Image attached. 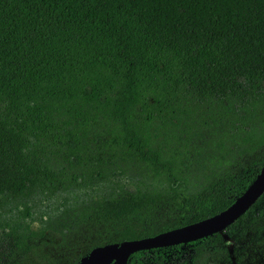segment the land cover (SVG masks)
Returning <instances> with one entry per match:
<instances>
[{"label": "trees", "instance_id": "trees-1", "mask_svg": "<svg viewBox=\"0 0 264 264\" xmlns=\"http://www.w3.org/2000/svg\"><path fill=\"white\" fill-rule=\"evenodd\" d=\"M263 165L264 0H0V264L81 227L97 230L73 264L207 219ZM262 245L264 193L222 233L127 264Z\"/></svg>", "mask_w": 264, "mask_h": 264}, {"label": "water", "instance_id": "water-1", "mask_svg": "<svg viewBox=\"0 0 264 264\" xmlns=\"http://www.w3.org/2000/svg\"><path fill=\"white\" fill-rule=\"evenodd\" d=\"M263 193L264 165L249 187L222 212L152 237L97 246L82 257L79 264H127L129 257L136 252L186 244L222 233L240 218Z\"/></svg>", "mask_w": 264, "mask_h": 264}, {"label": "rangeland", "instance_id": "rangeland-1", "mask_svg": "<svg viewBox=\"0 0 264 264\" xmlns=\"http://www.w3.org/2000/svg\"><path fill=\"white\" fill-rule=\"evenodd\" d=\"M97 228H78L68 233L63 241H55L51 246H44L36 250L26 261L19 264H73V262L86 252L87 246L93 241ZM224 246L232 254L236 243L222 234ZM94 242V241H93ZM215 264H264V245L250 246L242 253L241 259L231 255V262L219 260Z\"/></svg>", "mask_w": 264, "mask_h": 264}]
</instances>
